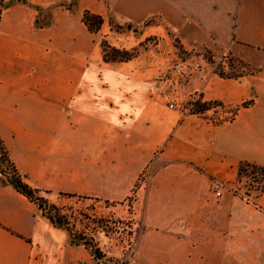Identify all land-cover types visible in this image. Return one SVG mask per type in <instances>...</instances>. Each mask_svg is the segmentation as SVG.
Wrapping results in <instances>:
<instances>
[{
    "label": "crops",
    "instance_id": "obj_1",
    "mask_svg": "<svg viewBox=\"0 0 264 264\" xmlns=\"http://www.w3.org/2000/svg\"><path fill=\"white\" fill-rule=\"evenodd\" d=\"M72 1L0 0V138L26 182L48 199L143 194L145 231L130 264H264V192L229 190L241 164L264 167V0L66 8ZM86 10L103 17L98 33ZM111 21L142 27L116 44ZM96 36L127 50L157 41L130 62L106 63ZM175 41L184 60L202 64L177 89L164 80L180 58ZM203 51L229 52L253 71L222 77L198 59ZM194 101L236 113L214 123L191 114ZM213 180L228 187L220 199ZM0 264H94V256L0 173Z\"/></svg>",
    "mask_w": 264,
    "mask_h": 264
},
{
    "label": "rangeland",
    "instance_id": "obj_2",
    "mask_svg": "<svg viewBox=\"0 0 264 264\" xmlns=\"http://www.w3.org/2000/svg\"><path fill=\"white\" fill-rule=\"evenodd\" d=\"M77 1L78 0H74L71 4H65L66 8L76 10L78 7ZM115 25L119 24L111 21L107 24L106 29L109 30V28H113L114 33H117V35H113L114 39L117 38L114 40L116 44L123 43L124 40L121 38L125 37L124 35L120 36L118 34L124 33L132 35L135 32H139L142 27L131 25V30L124 28L118 31ZM127 25L128 24H124L122 26L126 27ZM119 36L121 38H119ZM96 38H98L100 42L105 39L99 36H96ZM156 41V38L151 37L143 43L142 45H144V48H141L140 54L144 52L146 45L151 46L155 44ZM174 45L177 48L176 52L180 58L176 59L177 62L166 73L168 75L180 60H184L188 57L186 52L180 49L177 41L174 42ZM197 54L203 57L198 59L205 60V62L217 73L223 71L226 77L236 76L242 73H251L253 71L251 68H246L245 64L236 61L230 53H228L226 61L223 54L220 57H215L211 52L207 51L197 52ZM186 107L192 108L189 103H187ZM235 113L236 109L225 111L223 107H219L210 118L213 120H220L223 116V118L231 119L234 117ZM151 173V170L144 171L140 177V181L144 182L147 180ZM250 184H253L252 180L244 176L239 186L248 188ZM47 197L48 196H46V198ZM49 200L63 208L64 213L69 216L70 221L75 225L71 227L73 234H83L85 238V241H83L84 243L98 246L102 253L99 257L94 254V250L92 251L89 249L94 256V264H130L132 262L139 237L145 231L142 224L144 206L143 194H138L136 190V192L132 191L129 195H114L111 199L99 195L54 194L49 197ZM91 238L94 242L91 241Z\"/></svg>",
    "mask_w": 264,
    "mask_h": 264
},
{
    "label": "trees",
    "instance_id": "obj_3",
    "mask_svg": "<svg viewBox=\"0 0 264 264\" xmlns=\"http://www.w3.org/2000/svg\"><path fill=\"white\" fill-rule=\"evenodd\" d=\"M84 23L88 30L92 33H98L104 24V19L101 15L94 14L93 12L86 10L83 16ZM115 28L118 31L123 30L124 28L131 30V25H127L126 27L115 25ZM113 29V28H112ZM101 47L103 51L104 61L106 63H123L130 62L137 57H139L141 48H144V45H140L131 50L127 49H119L112 46L106 39L102 40ZM231 65V64H230ZM261 71V70H258ZM222 77H226L223 71H219L218 73ZM242 76V74L236 76H227L228 78H238ZM191 108V114H198L206 117V119L211 120L214 123H219L220 120H213L208 117V112L212 110L216 106H222V104L218 102H202V101H194L189 103ZM247 103L243 104L246 106ZM0 173L2 176L6 177L9 184H11L19 193L27 197L30 201L35 203L39 209L42 211V214L47 217L55 227L62 228L67 230L71 235V244L75 246L85 245L86 248L94 250V254L99 257L102 255L100 249L97 245H89L84 243L85 238L83 234H73V230L71 227L75 225L70 221L69 216L64 213L63 208L57 206L52 203L46 196L42 193L38 188H34L29 183L26 182L24 176L18 171L16 165L11 160L9 151L5 146L4 142L0 138ZM248 177L252 180L254 184L253 190L255 194H261L264 192V167L258 166L250 163H243L240 166L239 170V181L243 177ZM252 185V184H250ZM66 195V194H60ZM68 195V194H67ZM250 195V194H249ZM72 197V196H70ZM91 241L93 239L91 238Z\"/></svg>",
    "mask_w": 264,
    "mask_h": 264
},
{
    "label": "built area",
    "instance_id": "obj_4",
    "mask_svg": "<svg viewBox=\"0 0 264 264\" xmlns=\"http://www.w3.org/2000/svg\"><path fill=\"white\" fill-rule=\"evenodd\" d=\"M229 52H225L223 54V57L225 61L227 60ZM226 63V62H225ZM202 67L201 63H195V62H189V60H180L179 63L172 68V72L168 75L165 74L164 80L167 86L174 87L177 89V87L181 86L186 78L191 75L193 72H196L200 70ZM171 108H176V104L172 103L170 105ZM222 106H216L214 109L210 110L212 113H215V110ZM254 184L250 185L248 188H242L241 186H234L229 188V190L235 194H242L244 196H248L249 194L254 193L253 186ZM226 188H228L223 182L219 180H213L211 183V191L214 194V196L218 199L222 198L224 192L226 191Z\"/></svg>",
    "mask_w": 264,
    "mask_h": 264
}]
</instances>
